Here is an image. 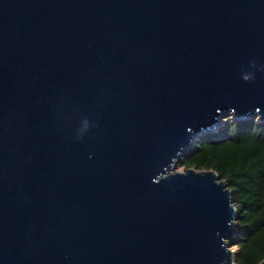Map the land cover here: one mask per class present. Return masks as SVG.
<instances>
[{
	"label": "water",
	"instance_id": "water-1",
	"mask_svg": "<svg viewBox=\"0 0 264 264\" xmlns=\"http://www.w3.org/2000/svg\"><path fill=\"white\" fill-rule=\"evenodd\" d=\"M229 115L264 0H0V264H235L226 182L176 171Z\"/></svg>",
	"mask_w": 264,
	"mask_h": 264
},
{
	"label": "trees",
	"instance_id": "trees-1",
	"mask_svg": "<svg viewBox=\"0 0 264 264\" xmlns=\"http://www.w3.org/2000/svg\"><path fill=\"white\" fill-rule=\"evenodd\" d=\"M183 170L215 171L232 193L237 212L235 264L264 260V122L230 115L215 133L198 137L184 154Z\"/></svg>",
	"mask_w": 264,
	"mask_h": 264
},
{
	"label": "rangeland",
	"instance_id": "rangeland-1",
	"mask_svg": "<svg viewBox=\"0 0 264 264\" xmlns=\"http://www.w3.org/2000/svg\"><path fill=\"white\" fill-rule=\"evenodd\" d=\"M231 116V115H230ZM227 117V116H226ZM226 117H223V118H221V121H224L225 120V118ZM232 117V116H231ZM223 122H221V124H222ZM221 124L214 130V131H212V132H210V133H215V132H217V130L221 127ZM182 159V158H181ZM181 161V160H180ZM179 161V162H180ZM179 162H178V164L176 165V171H179V172H182V171H184L183 170V168L179 165ZM231 250L233 251V253L235 254V252L237 251V247H235V246H231Z\"/></svg>",
	"mask_w": 264,
	"mask_h": 264
}]
</instances>
